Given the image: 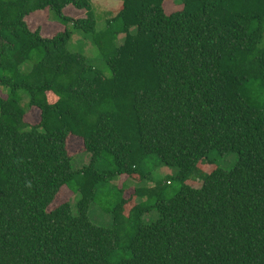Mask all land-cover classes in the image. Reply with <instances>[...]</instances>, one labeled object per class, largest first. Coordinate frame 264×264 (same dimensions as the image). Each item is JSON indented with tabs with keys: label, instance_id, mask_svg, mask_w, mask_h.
<instances>
[{
	"label": "trees",
	"instance_id": "obj_1",
	"mask_svg": "<svg viewBox=\"0 0 264 264\" xmlns=\"http://www.w3.org/2000/svg\"><path fill=\"white\" fill-rule=\"evenodd\" d=\"M46 10L64 26L52 38L26 22ZM75 34L91 43L70 50ZM73 136L89 156L77 170ZM153 156L177 170L171 196L170 180L145 185ZM63 187L75 201L54 206ZM107 189L104 228L88 214ZM0 264H264V0H122L102 24L91 0H0Z\"/></svg>",
	"mask_w": 264,
	"mask_h": 264
},
{
	"label": "rangeland",
	"instance_id": "obj_2",
	"mask_svg": "<svg viewBox=\"0 0 264 264\" xmlns=\"http://www.w3.org/2000/svg\"><path fill=\"white\" fill-rule=\"evenodd\" d=\"M122 4V0H91V8L93 10V14L96 18L97 23H103L105 20L113 18L119 11V8ZM164 9L167 14L173 13L175 11L180 10V7L173 4L171 1H167L164 4ZM64 14L73 19L85 18L84 10H76L72 7H69L64 10ZM26 22L31 31L39 30L42 37L52 38L56 34L63 32L64 26L60 23L51 19L49 13L46 11L34 13L26 18ZM121 38V37H120ZM86 40H82L76 34L73 35L71 42L69 43V49L72 51H79L83 45V42L91 43L88 37ZM121 41H119L120 44ZM93 52V51H92ZM91 61L97 65H99L100 69L104 72V74H108V71L103 64V57H101V61L99 58L92 53V56H89ZM25 121L31 125H36L40 121V112L37 109H31L28 115L25 118ZM67 150L69 155L73 156V166L74 169H80L87 162L89 163V156L84 152V147L81 139L69 137L67 140ZM211 158L213 159L214 166L222 168L224 170H230L234 164L236 163L237 156L235 154L225 155L224 157H219L218 155L211 154ZM144 172L149 173V177L151 178V182L145 183L147 187L155 186L157 183L166 184L167 180H170L169 186L166 188L167 195L171 196L174 193L178 192L181 188V184L178 181L174 180L176 176V169H168L159 164L158 159L156 157H150L144 166ZM212 170V167L204 162L200 167L191 175L186 184L193 188H198L202 184L203 179L209 174ZM114 185H117L119 188H124L123 195L125 199H131L134 194V185L135 181L130 179L127 176L120 177L116 180ZM145 186V187H146ZM75 201L73 194L67 190L66 187H63L54 206L59 204H63L66 202ZM117 201V195L114 193L113 189H107L106 191H99L98 195L95 199V202L91 205L89 210V219L90 221L99 226L107 228L111 224L112 215L109 213L113 211L114 205ZM53 207L50 208V210ZM128 214V210H124L122 213L120 225H119V238L124 240L126 233V216ZM157 214L152 212V214L145 219L146 224H150L156 220Z\"/></svg>",
	"mask_w": 264,
	"mask_h": 264
}]
</instances>
